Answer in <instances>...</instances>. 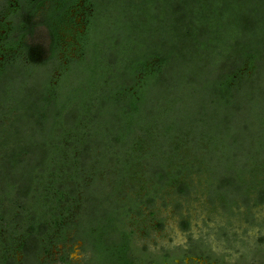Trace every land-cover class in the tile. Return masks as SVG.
Listing matches in <instances>:
<instances>
[{
	"label": "trees",
	"instance_id": "1",
	"mask_svg": "<svg viewBox=\"0 0 264 264\" xmlns=\"http://www.w3.org/2000/svg\"><path fill=\"white\" fill-rule=\"evenodd\" d=\"M114 1H103L112 27L75 44L82 54L62 74L46 65L40 43L22 40L32 70L0 61V108L17 112L2 122L0 110V195L10 191L14 205L39 208L48 198L54 212L82 189L121 222L126 210L99 182L92 188L106 163L119 161L124 176L136 166L133 152L145 149L150 174L163 181L190 155L181 143L188 139L204 162L228 174L221 184L240 187L238 167L264 153V0ZM31 31L18 30V40ZM33 73L43 75L36 100L7 84V75L27 82ZM240 139L254 142L252 152ZM89 170L92 181L80 185ZM258 194L264 201V189Z\"/></svg>",
	"mask_w": 264,
	"mask_h": 264
},
{
	"label": "flooded vegetation",
	"instance_id": "2",
	"mask_svg": "<svg viewBox=\"0 0 264 264\" xmlns=\"http://www.w3.org/2000/svg\"><path fill=\"white\" fill-rule=\"evenodd\" d=\"M103 1L0 0L1 65L10 67L15 60L20 68L32 70L27 54L22 51L23 40L30 45H43L42 56L48 59L46 65L62 74V66L82 54L75 44L80 45L87 34L99 37L106 18L110 19L109 23L114 21L106 14L109 10ZM39 28L45 29L47 41L36 38ZM20 29L33 31L18 40ZM50 55L53 58L50 59ZM4 108H0L2 122H7L17 112L8 113ZM9 194L10 191L7 196L0 195V264H232L220 259L219 254L209 253L201 235L197 238L192 235L184 244L172 249L165 245V233L124 230L116 213L109 210L92 223L88 219L85 197L76 207L77 218L68 226L64 220L69 216L71 200H66L65 196L60 208L52 212V200L43 195L37 208L25 206L26 201L14 205ZM41 212L45 216L34 217ZM50 212L55 214L54 219ZM44 218L46 223H42ZM258 238L261 243L264 241V235ZM260 244L243 250L238 264H264V246Z\"/></svg>",
	"mask_w": 264,
	"mask_h": 264
},
{
	"label": "rangeland",
	"instance_id": "3",
	"mask_svg": "<svg viewBox=\"0 0 264 264\" xmlns=\"http://www.w3.org/2000/svg\"><path fill=\"white\" fill-rule=\"evenodd\" d=\"M106 19L107 23L101 28L102 33L100 32L98 39L104 36L103 31L106 32L108 26L112 27L110 19ZM36 38L39 41H47L45 29H37ZM42 74L33 73V78L29 77L27 82L21 74L14 81L7 75L6 80L7 84L13 83V90L17 91L19 88L23 92L32 93L34 98L31 99L36 100L39 97L38 78H42ZM53 74H56V71ZM258 82L261 83L260 79ZM181 143L183 147L189 148L190 155L167 169V179L156 181L154 175L150 174L147 167L149 158H146L144 149L135 151L130 156L136 166L124 176L120 173L119 161L114 162L115 164L106 163V167L98 171L99 176L94 180L96 184H93L92 188L96 192L99 182L105 187V192L112 194L110 200L126 210L121 218L122 229L132 232L165 233V245L172 249L184 244L192 235H196V238L197 235H201L209 253L219 254L220 259L238 264L242 251L260 244L258 237L264 235V201L258 199L259 191L264 189V153L258 151L246 164L242 163L238 167L242 174V182L239 183L240 187H235L232 183H220L221 177H227L228 174L222 173L208 160L204 162L198 155L199 150L194 151L190 140L185 139ZM239 143L249 153L255 148L254 142L249 143L246 139H240ZM231 153H235L234 150L231 149L229 154ZM231 156L232 159L236 158L234 155ZM92 172L89 170L88 175L79 180L80 185L92 181L94 176ZM116 181L121 183L120 191L113 192L112 187L116 185ZM184 182L186 189L180 192L178 186ZM85 195L84 190L78 189L71 199L69 216L64 220L68 226L77 218L76 207ZM101 203L96 200L86 203L88 219L92 223L105 213ZM260 245L264 246V241Z\"/></svg>",
	"mask_w": 264,
	"mask_h": 264
}]
</instances>
